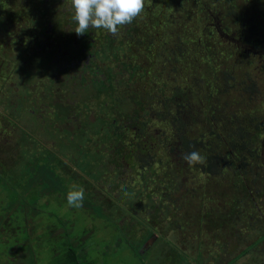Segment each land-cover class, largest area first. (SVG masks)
<instances>
[{
    "label": "rangeland",
    "instance_id": "rangeland-1",
    "mask_svg": "<svg viewBox=\"0 0 264 264\" xmlns=\"http://www.w3.org/2000/svg\"><path fill=\"white\" fill-rule=\"evenodd\" d=\"M191 2L192 0L182 1L176 12L171 6L164 3L158 4L159 2H156L155 7L158 4L157 10L156 8H150V4L147 3L143 15L145 14V18L149 12L153 15L156 14L162 20V26L156 29L157 32L165 31L173 34L178 33L176 30L179 28L184 31L189 27L193 29L196 27L199 17L207 18V15L204 10L193 7ZM150 19H157L153 22V27L159 25L158 18L153 17ZM148 30L146 28L145 32ZM119 33L122 34L121 30ZM97 35L102 37L100 32ZM96 45L98 44L96 43ZM223 48L226 47L223 46ZM233 50L235 53V49ZM112 53L113 51H110L108 55L111 56ZM158 53L159 48H156V51L149 56V66L152 65V69L161 68V63L157 57ZM201 55L202 53L199 52V57ZM234 55H237V52ZM109 58L110 60L105 61L106 64L104 65L116 68L115 64L117 63H114L112 57ZM146 59L147 57L140 56L138 62L144 66L147 64ZM219 61L222 62V58ZM230 61L222 64L218 68L219 72L221 69L226 70L223 67L228 65ZM196 62L200 67V61L197 60ZM253 64L260 65L261 63L253 61ZM184 65L186 63L181 64L178 72L169 76L164 73L159 80L157 79V73L152 72L151 69H149V72L145 71L147 68L140 67L141 69L136 77L139 76L143 82H136L131 90L142 88V83L151 80V85L147 84V89L153 87L157 91L158 88L163 87L165 97H172L174 93L175 97L180 99L182 97L179 96L181 93L184 94L187 90L196 88L195 83L203 84L200 79H195L191 74H188L187 70L182 69ZM247 72L250 74L249 78L255 79V76H253L255 75L254 69ZM232 74L234 75V73ZM46 76L43 75L38 81L37 77L34 78L33 81H37V83L34 85L33 82L28 86V97L24 102L27 108L29 107L35 114H28L27 117L22 116L19 120H24L25 124H32L37 137L42 139L51 138V141L48 140V142L54 144L46 142L48 144L44 146L30 138H27L31 140L30 142H22L21 138H17L15 133L11 134L12 132L7 131L5 132L7 136L0 133V140L5 139L8 142V144L0 142V171L4 170V172H0V264H59L63 259L66 247H75L77 242L80 241L82 247L85 246L83 253H87V258L97 264H101L99 260H102L103 264H146L140 262V259L135 255L137 250L135 241L139 238L133 240L132 237H123L121 230L119 232L116 227L117 225L126 226L129 223L133 225L136 222L135 220L133 222L131 216H126L122 209L131 211L133 216L140 220L148 221V214L152 211L148 208L150 202L155 203V208L159 209L157 215H159L161 224L167 225V227L161 228L163 240L168 243L171 242L172 246L181 252L183 258L186 259L187 257V264H264V237H260L261 226H256L251 231L246 229L249 222H245L242 225L243 229L238 234L230 231L218 239L207 238L202 233L198 234L199 231H197L196 226L201 229L199 224H196V226L194 224H191L194 226L186 225L184 229H173L172 226L175 224V220L179 219L178 222L181 223L184 216H194L190 212L199 199L193 200L192 204H186V202H183L184 198L182 196H185L186 190L197 188L204 183V177L198 175L200 170L195 169V166L191 168L187 166L182 158L183 154L173 153L172 155L175 158H170L168 154V159H172V163L175 164L174 170L179 172L177 179H179L181 185L177 189L171 188L170 190L163 187L168 185L169 182L168 184L165 182L170 181V178L173 177L172 166L169 160L162 167L159 164L165 158L166 153L163 152L166 150L170 152V150L177 147L173 142L177 136H174L169 125L155 121L154 107L157 106L156 104L160 100L152 99L153 94L151 93L141 95V92H138V97L135 98L132 93L124 91L117 107L116 100L117 98L120 99L119 97L110 95L106 99V96L103 98L101 94L95 93L93 101L88 102V106H86L85 102H81L85 101L84 97H72L68 93V89L71 87L70 83L62 81L59 89H57L58 81L55 80L53 84L50 79L43 78ZM257 80V100L252 106L255 105L256 107L258 105L260 108H264V75H259ZM64 88L67 91L63 90ZM73 88L76 87L73 86ZM51 89L54 92L55 100L60 99L63 103H72L73 109H71L68 116L69 120L59 119L50 107L46 108L48 107L47 101H50L51 98L48 97L49 99L47 98L46 101L45 97L47 96L44 97V94L50 93ZM86 94L89 96L88 92ZM66 95L69 98L71 97L70 102L67 101ZM35 100L42 102V108L41 104H37ZM105 100L107 102L106 106L103 104ZM193 101L196 102L194 99ZM138 102H143L148 109L144 115L141 114V122L146 123L145 121L151 117L147 127H143V129L145 128L146 137L139 141L138 139H130L134 138L132 135L135 133L129 130V133H125L126 138L129 139H124L121 148L94 146L93 144L88 147L89 151L84 155L82 154L85 152L84 146L87 145L84 139L74 140L73 137L71 139L69 136L72 132H67V130L60 132L57 129L62 130L63 127L72 125L73 132L82 131L83 125L87 128L91 122L94 123L93 120L100 114L106 122H110L114 118L118 125L124 127V125L133 122L132 113L138 107ZM194 102L193 106L198 105L197 102ZM148 105L152 107V110ZM194 109L200 111L199 106ZM39 110L43 115V119H45V129H41V134L36 132L38 128L36 125L42 123L40 119L38 120ZM171 116L172 114L169 115V118ZM180 117L182 118L183 115L180 114ZM187 120H191V118ZM199 120H201V116ZM196 123L201 124L200 121ZM94 125L92 124L93 127H95ZM105 125H108V123ZM191 125L185 127L188 135L192 137L201 133L200 130L198 131V127L195 128L194 125ZM47 126L51 129L46 128ZM58 132L63 134L65 140L60 135L58 136ZM149 135L153 137L164 135L163 139L167 142L164 143V147L153 148V145L157 143V139L150 141ZM11 138L14 139L12 143L9 142ZM62 140L66 141L68 145ZM97 140H100V138ZM109 142L107 141V143ZM145 142H148L146 143L147 147L143 145L144 148L141 149L144 150V153H140L138 158L133 156L130 166L126 165L127 163L122 158L119 159L131 150H135L133 153L136 152L137 154L139 148H142V144ZM68 148L71 151H67ZM178 155L182 159L177 158ZM93 157L97 160H93ZM141 164L146 166L141 167ZM137 173L146 177L148 186L147 184L146 186L143 185L144 183L140 180V175L137 176ZM85 179L88 181L87 186L84 185ZM153 183L155 186H153ZM72 184L82 186L85 190L82 208L76 209L67 206L66 194ZM159 185L161 190L158 191L156 186ZM125 188L130 190L131 197L137 192L141 193L139 199H136V205L132 206L128 197L124 201L121 200ZM88 189H91V191L89 192ZM166 192L169 194L168 197L164 195ZM110 200L116 201L114 204L120 209L118 211L120 216L115 208L109 210L108 207L103 206V201L109 202ZM197 205H199L198 202ZM261 205V201H259L258 208L260 212ZM258 217L260 216L257 215L255 218L258 219ZM170 227H172V231L169 230ZM136 234L140 233L136 232ZM197 241L204 242V244L200 245L199 248ZM250 245L254 246L248 249ZM15 251L19 252L16 256L13 253ZM155 252H157V249ZM163 258L167 259L165 256ZM168 258V261L172 264H180V261L176 262L174 255ZM153 259L154 255L151 257V260ZM165 261L161 264H165Z\"/></svg>",
    "mask_w": 264,
    "mask_h": 264
},
{
    "label": "flooded vegetation",
    "instance_id": "flooded-vegetation-1",
    "mask_svg": "<svg viewBox=\"0 0 264 264\" xmlns=\"http://www.w3.org/2000/svg\"><path fill=\"white\" fill-rule=\"evenodd\" d=\"M182 1L184 0H145V4L149 3L150 8H156L157 10L158 4L164 3L165 5L171 6L176 12ZM156 2L159 3L155 7ZM191 4L193 7H197L204 11L206 10L207 16L212 20L206 25L213 27H210L211 30L217 32L218 42L221 41L222 43L232 45V47H236V49L244 52H252V54L258 55V57L264 54L263 52L258 53L255 46L246 43L249 39L247 35L257 30L254 23H247L246 21L255 17L264 22V0H192ZM72 14L71 0H0V133L4 134V136H7L5 132L9 131L12 132L11 134L15 133L17 138L20 137L22 142L34 140L44 146L48 143L54 144L48 142V140L51 141V138L42 139L41 137H37L36 133H34L35 129L32 124H25L24 120H19L22 116L27 117L28 114H35L29 107L27 108L24 100L28 97V86L34 82L33 79L37 77L38 81L43 75H47L43 78L50 79L53 84L55 80L58 81L57 89H59V85L62 81L70 83L71 87L68 89V93L72 97H84L85 101L81 102H85L86 106H88V102L90 103V101H93L95 93L101 94L103 98L106 96V99L110 95L119 97L120 99L117 98L116 100L117 107L120 104L124 91L132 93L135 98L138 97V92H141V95H148L151 93L153 94L152 99H156L157 101L160 100L158 103L156 102L157 104L155 103L160 107H163L160 102L163 104V100L170 97H165L163 87L158 88L157 91H155L153 87L147 89V84H150L151 80L142 83V88L135 89L136 92L131 89L136 82H143L140 80L139 76L136 77V74L141 69L140 67L147 68L145 71L149 72V69H151L152 72L157 73L158 80L161 79L160 76L163 77L164 73L169 76L179 71V68L173 66L175 63L172 64L168 60H163L159 55L163 53V45L166 46V44H169L167 47L169 53L171 50L176 49L172 43L174 40L173 36L185 35L187 30L184 31L179 28L176 32L181 33H173L177 35L165 31L157 32L156 29L162 26V20L156 14L153 15L148 12L147 16L149 17L146 16L144 18L145 14H142L139 18L134 20L132 24L122 28V34L119 33L117 36H112L103 29L97 30L94 28L89 29L88 32L82 36H77L74 32L77 25L71 20ZM153 17L158 18L160 21L159 25L156 27H153V22L157 19H150ZM146 28L149 29L147 32H145ZM205 30V28H200L197 35L203 37ZM99 32L102 37H98L97 34ZM242 35L245 36V38L242 39ZM96 43L98 45H96ZM156 48H159V55L157 57L161 63L160 69H152V65L149 66V56L156 51ZM110 51H113V55L111 56L108 55ZM140 56L147 57V64L144 66L138 62ZM109 57H112L114 63H117L115 64L116 68L104 65L106 64L105 61L110 60ZM124 74H126V78ZM37 81L34 82V85ZM73 86L76 88H73ZM63 90L67 91L65 88ZM86 92L89 93V96H87ZM46 94L47 95L44 94V97L47 96L45 97L46 101L48 97L51 98L50 101H47L48 107L46 108L50 107L59 119L69 120L68 116L70 115L71 109H73V105L70 102L71 97L69 98V96L66 95L67 101L70 103H63L60 99L55 100L52 89L50 93L47 92ZM35 101L37 104L40 103L39 100ZM40 104L42 108V102ZM103 104L106 106V100L103 101ZM143 104V102L139 103L138 107L133 110V122L124 125V127L120 124L118 125L114 118H112L110 122H106L100 114L93 120L94 123L91 122L87 128L83 125L82 131L77 130L73 132L71 129L72 125L63 127L62 130H59V128L57 129L60 132H63V130L72 132L69 137H73L74 140L78 138L84 139V142L87 143V145L84 146L85 151L87 149L89 151L88 147L93 144L94 146H114L115 148H121L124 139H129L126 138L127 135L123 132L124 130H130L133 131L132 133H135L132 135L134 138L130 139H138L139 141L146 137L145 128L143 129V127H147L148 122L151 120H146V123L141 122V114L144 115L145 111L148 110L147 107L139 109ZM148 106L152 110V107H150V105ZM39 119L42 123L36 125L38 127L36 131L37 134H41V129H45V119H43L40 110L38 113V120ZM35 122L32 123L34 124ZM106 123H108V125H105ZM92 124H95V127H93ZM46 128H49V126ZM93 128L96 129L93 131ZM55 134H57V132H55ZM59 135L63 138V134L59 133L58 136ZM163 136L153 137L149 135L150 141H154L155 138L157 139V143L153 145V148L157 149L164 147V143L167 141L163 139ZM98 138H100V140H97ZM64 140L62 141L66 142ZM13 141V138L9 140L10 143ZM107 141L110 142L107 143ZM0 142L8 144L5 139L0 140ZM146 143L148 142L142 144V148H144V146L147 147ZM174 144H176L177 147L170 150V152H167V150L165 152L162 151L166 154L164 160L159 164L161 167L169 160L168 156L170 158H175L172 155L173 153L183 154L178 150L182 142L175 140ZM67 145L65 146L67 147ZM70 150L69 148L67 149V151ZM121 158L125 161L124 157H120L119 159ZM177 158H180V156L178 155ZM95 159L97 160V158L93 157V160ZM126 163V165L130 166L128 162ZM169 163L174 164L172 163V159L169 160ZM177 174H179V172H177ZM87 182L88 181L85 179V186H87ZM91 189H88L89 192ZM187 191L188 190H186L185 193ZM142 223L151 231L152 229L150 227H152L153 230L156 227H167V225L161 224L159 219L152 220L149 218L148 221H142ZM116 228L121 230L120 225H117ZM157 232L160 234L162 230L158 229ZM121 234L123 237L127 238L125 231L123 232L121 230ZM141 234L142 236L136 234L132 237L133 240L139 238V240L135 241L137 244L135 255L140 259V262L156 264V258L157 256L160 257L162 255L161 253H163L164 256L165 254L169 255L167 252L168 250L169 253L171 252L168 247L170 245H166L165 240H162L161 243L158 244L159 235L157 236L156 233L154 234L152 232V235L142 238L145 232L142 231ZM83 247L80 241L77 242L74 248L82 255L81 257L84 261H92L87 258V253H83L85 246ZM156 249L157 252H155ZM152 255H154L153 260H151ZM167 255L165 256L167 261L164 260L165 264H172L168 261L169 258ZM96 259L99 260L98 258ZM99 261L103 264L102 260ZM92 263L97 264L95 261H92Z\"/></svg>",
    "mask_w": 264,
    "mask_h": 264
},
{
    "label": "trees",
    "instance_id": "trees-1",
    "mask_svg": "<svg viewBox=\"0 0 264 264\" xmlns=\"http://www.w3.org/2000/svg\"><path fill=\"white\" fill-rule=\"evenodd\" d=\"M210 21L212 20L209 16L207 18L199 17L195 28L189 27L185 35L173 36L172 43L176 49L169 53L167 50L169 44L163 45V53L160 55L161 59L168 60L172 64L175 63L173 66L179 69L181 64L186 63L182 69L187 70L189 75L191 74L192 77L203 82V84L195 83V89L191 88L186 93H181L180 99L176 98L173 93L172 97L163 100V104L160 102L163 107L159 105L154 107L155 119L160 124L169 125L174 136H177L175 140L182 142L181 147L178 148L180 152L187 154L199 151L202 156L206 157L204 165L194 167L200 170L198 175L204 177V183L197 188L188 189L185 196H182L183 202L186 204L199 199L190 212L194 216H184L181 223L177 219L172 227L173 229H184L186 225L196 226L199 224L201 229L196 226L198 234L202 233L207 238L218 239L230 231L238 234L243 229L242 225L249 222L246 229L253 231L256 226H261L260 237H264V210L262 211V207L264 209V108H260L257 104L256 107L252 106L257 100V78L259 75H264V54L258 57L252 52H244L232 45L218 42L217 32L211 30L213 27L210 26V28L206 25ZM246 22L254 23L257 28L247 35L249 39L246 43L255 46L258 53H264L263 20L252 17ZM200 28L206 29L203 37L197 35ZM241 38L243 39L245 36L242 35ZM233 49L237 55H234ZM199 52L202 53L201 57H199ZM220 58H222V62L219 61ZM197 60L201 63L200 67L197 65ZM227 61L230 63L223 67L226 70L221 69L222 71L219 72L218 68ZM253 61L261 64L252 65ZM251 69H254L255 79L249 78L250 74L247 71H251ZM191 98L198 103L196 106L200 107V111L194 109L196 106H193L194 101ZM145 107L147 106L143 104L139 109ZM170 114H172L171 118H169ZM180 114L183 115L182 118ZM200 116L201 120H199ZM188 118L191 120H187ZM198 121L201 124L198 125L196 123ZM190 124L195 128L198 127V131L200 130L201 133L192 137L188 135L185 127H189ZM123 132L129 133V130ZM139 149L137 154L133 153L135 150L125 153V162L131 164L133 156L138 158L140 153H144L141 150L143 148ZM87 152L88 149L82 154L85 155ZM170 165L173 177L170 178V181L165 182L166 184L169 182L168 185L163 186L169 190L177 189L181 185L177 179V171L174 170L175 165ZM140 166L145 167L146 165L141 164ZM2 171L4 172L3 169L0 172ZM138 175H140L143 185L147 184L148 186L146 177L140 173H137ZM153 186H155L154 183ZM159 187L160 185L156 186L158 191L161 190ZM163 193L165 192L163 191ZM130 194V190L125 188L124 194L120 195L121 200L124 201L128 197L130 204L134 206L141 193L137 192L133 197ZM164 195L169 196L167 192ZM117 197L119 198V196ZM259 201L262 204L260 206L262 213L258 208ZM114 203L116 201H103V206L108 207L109 210L115 208L119 215L120 209ZM155 207V203H149L148 208L152 211L149 212L148 219L160 220L157 215L159 209ZM122 210L126 216L132 217L133 222L136 221L133 225L129 223V225L121 226V230L125 231L127 238L135 236L136 232L140 233L137 235L142 236V231L145 232L143 238L152 235V232L158 236L159 233L157 234L156 230L161 229L160 227H156L155 231L150 227L151 231L142 223L143 220L133 216L131 211ZM257 215L260 216L258 219L255 218ZM116 229L120 232L119 228ZM162 237L163 234L160 233L158 244L163 240ZM197 242L199 248L204 244V242ZM165 244L170 245L168 247L171 251L170 254L168 250L169 255L165 254V256L174 255L176 262L187 264V257L183 258L181 252L172 246L171 242ZM253 246L250 245L248 249ZM13 253L15 256L19 254L16 251ZM161 254L162 256H157L156 264H161L164 260L167 261L163 258L164 254ZM81 256L73 246L66 247L63 259L59 264H94L92 261H84Z\"/></svg>",
    "mask_w": 264,
    "mask_h": 264
},
{
    "label": "clouds",
    "instance_id": "clouds-1",
    "mask_svg": "<svg viewBox=\"0 0 264 264\" xmlns=\"http://www.w3.org/2000/svg\"><path fill=\"white\" fill-rule=\"evenodd\" d=\"M71 8V20L77 25L74 30L77 36L84 35L91 28L103 29L117 36L122 28L144 13L145 0H71ZM182 158L189 168L206 163V157L199 151L184 154ZM84 198V188L72 184L66 194L67 206L82 208Z\"/></svg>",
    "mask_w": 264,
    "mask_h": 264
}]
</instances>
